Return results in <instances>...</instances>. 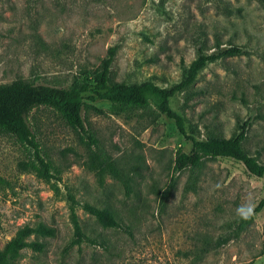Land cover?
<instances>
[{
	"label": "rangeland",
	"instance_id": "1",
	"mask_svg": "<svg viewBox=\"0 0 264 264\" xmlns=\"http://www.w3.org/2000/svg\"><path fill=\"white\" fill-rule=\"evenodd\" d=\"M200 34L211 50L233 43L249 53L209 63L194 83L200 93L176 95L171 106L201 136L229 137L245 124L243 146L264 162L263 0H0V85L68 87L116 46L112 81L168 87L196 57ZM86 102L84 130L50 107L29 113L37 152L0 130V248L18 226L44 222L54 236H32L45 247L23 249L18 264H264V205L255 211L264 177L223 157L175 171L177 150L188 153L192 144L174 119L153 105ZM92 151L129 178L128 190L110 174L99 184L86 165ZM37 154L51 163L57 194L31 170ZM68 192L79 203V243L71 244ZM84 202L110 208L122 227H103Z\"/></svg>",
	"mask_w": 264,
	"mask_h": 264
},
{
	"label": "trees",
	"instance_id": "2",
	"mask_svg": "<svg viewBox=\"0 0 264 264\" xmlns=\"http://www.w3.org/2000/svg\"><path fill=\"white\" fill-rule=\"evenodd\" d=\"M224 9L227 15L233 14L229 6H224ZM239 11L238 9L237 13ZM194 45L196 57L189 64L182 65L180 79L168 87H161L149 79L134 83L112 81L110 68L116 54V46L108 48L105 57L99 66L91 71V74L85 77H74L68 87L37 84L24 79H15L10 83L1 84L0 130L13 135L17 141L37 152L38 142L30 127L28 115L38 106L54 109L67 125L73 129L84 130L82 110L88 105L86 100H105L115 109L145 108L153 105L158 114H165L174 119L180 133L192 144L188 153L181 149L177 150L174 160L175 171L198 168L205 159L223 157L241 162L245 169L256 177H264V162L251 155L243 146L245 124H242L240 130L229 137L211 133L201 136L196 133L197 126L190 127L189 132L187 118L172 108L171 101L176 95L182 94L188 100L200 93L194 90V83L200 71L209 63L249 53L243 46L233 43L226 47L216 43L215 50H211L205 34L198 35L194 40ZM88 137L93 141L90 135ZM36 159L38 163L31 162V170L46 182L51 183V188L57 194L58 186L50 182L51 163L38 154ZM86 165L95 171L100 185L104 183V176L110 174L113 178L119 179L127 190L129 189V178L122 174L103 152L92 151ZM66 199L69 203V217L74 228V238L71 244L79 243L85 237L76 212L79 203L70 192L67 193ZM263 205L264 198L259 202L255 211ZM82 208L94 216L103 227H122L114 211L108 207L84 202ZM251 219V216H247L245 222L249 223ZM54 234L55 229L44 222L25 223L18 226L15 233L0 248V264H18L21 252L25 248L42 251L45 243L31 239V237H51Z\"/></svg>",
	"mask_w": 264,
	"mask_h": 264
}]
</instances>
